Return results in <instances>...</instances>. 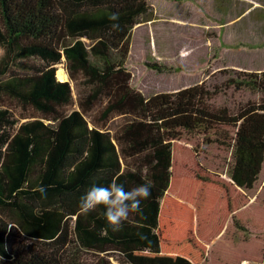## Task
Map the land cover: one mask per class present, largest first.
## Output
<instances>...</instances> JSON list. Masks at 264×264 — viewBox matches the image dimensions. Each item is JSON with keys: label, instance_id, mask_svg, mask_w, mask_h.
<instances>
[{"label": "trees", "instance_id": "1", "mask_svg": "<svg viewBox=\"0 0 264 264\" xmlns=\"http://www.w3.org/2000/svg\"><path fill=\"white\" fill-rule=\"evenodd\" d=\"M155 19L148 0H0V94L40 113L0 104V264H208L219 244L238 250L234 264H264L223 237L264 162V71L144 96L126 62L135 26ZM61 63L69 80L57 77ZM229 88L262 96L216 106ZM196 134L232 149L228 175L184 140ZM112 181L152 185L119 230L104 206L79 208L90 186Z\"/></svg>", "mask_w": 264, "mask_h": 264}, {"label": "rangeland", "instance_id": "2", "mask_svg": "<svg viewBox=\"0 0 264 264\" xmlns=\"http://www.w3.org/2000/svg\"><path fill=\"white\" fill-rule=\"evenodd\" d=\"M148 1L154 9L156 7V19L135 26L131 40L133 54L130 47L126 62L132 73L131 85L144 96L176 91L204 80L213 88L228 76H235L233 70L264 71V0ZM3 54L4 49L0 47V57ZM27 61L38 63L35 59ZM148 62H158L170 69L159 72L148 67ZM58 69L65 71L64 64H59ZM223 69L231 71L225 75ZM66 80H69L68 75ZM71 84L76 99L81 83L72 81ZM261 96L258 91L229 88L223 89L213 103L234 111L240 104L258 101ZM0 104L8 106L21 118L40 116L31 106H23L7 95L0 94ZM120 120L114 118L109 127L115 129ZM213 137L185 135L184 140L200 150V160L207 168L228 175L232 149L217 143ZM207 138L212 142H207ZM244 192L250 203L228 221L223 237L235 248L252 252L251 260L263 263L264 162L257 181ZM256 237L263 239L257 244L253 241ZM217 247H220L215 252L217 262H212V257L208 264H234L233 256L238 250L232 252L230 247L222 248L220 244Z\"/></svg>", "mask_w": 264, "mask_h": 264}, {"label": "clouds", "instance_id": "3", "mask_svg": "<svg viewBox=\"0 0 264 264\" xmlns=\"http://www.w3.org/2000/svg\"><path fill=\"white\" fill-rule=\"evenodd\" d=\"M111 19L118 18L114 15ZM112 26L113 28L119 27L118 24ZM40 191L43 194L45 189L40 188ZM151 191L152 185L149 182L139 184L131 189H127L123 183L117 181H112L107 186L93 184L80 197L79 208L82 214H88L99 206H104L106 221L113 226L114 230H119L123 223L129 219L131 213L141 211V202L151 196Z\"/></svg>", "mask_w": 264, "mask_h": 264}, {"label": "bare ground", "instance_id": "4", "mask_svg": "<svg viewBox=\"0 0 264 264\" xmlns=\"http://www.w3.org/2000/svg\"><path fill=\"white\" fill-rule=\"evenodd\" d=\"M133 49H134V46L131 47V54H133ZM56 74H57V77L59 80H62V81L66 80L67 75H66V72L64 70L58 69Z\"/></svg>", "mask_w": 264, "mask_h": 264}, {"label": "crops", "instance_id": "5", "mask_svg": "<svg viewBox=\"0 0 264 264\" xmlns=\"http://www.w3.org/2000/svg\"><path fill=\"white\" fill-rule=\"evenodd\" d=\"M155 9H156V7H155ZM157 11V10H156Z\"/></svg>", "mask_w": 264, "mask_h": 264}]
</instances>
